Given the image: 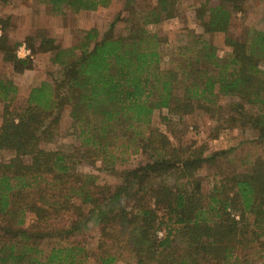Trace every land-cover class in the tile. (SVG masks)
Wrapping results in <instances>:
<instances>
[{
  "label": "trees",
  "instance_id": "16d2710c",
  "mask_svg": "<svg viewBox=\"0 0 264 264\" xmlns=\"http://www.w3.org/2000/svg\"><path fill=\"white\" fill-rule=\"evenodd\" d=\"M40 1L53 15L112 2ZM179 1L125 0L104 34L84 31L70 47L27 37L32 54L50 53L60 71L32 87L24 105L15 103L18 86L0 75V153L12 155L0 159V264H88L91 257L98 264H254L264 257V154L256 150L264 146V29L230 35L247 0H193L187 13L195 23L165 50L167 32L153 27L177 16ZM118 23L125 29L115 35ZM9 26L0 16V55L23 73L31 57L17 56L22 42L10 39ZM217 34L225 35L224 53ZM221 97L230 99L224 115ZM162 109L179 121L204 111L219 123L214 138L229 127L256 134L243 153L208 151L153 126ZM65 113L73 150L44 148L59 137ZM137 154L145 161L118 169ZM219 162L205 188L199 172ZM85 165L110 170L118 185L100 184ZM91 221L100 228L93 250L77 239Z\"/></svg>",
  "mask_w": 264,
  "mask_h": 264
},
{
  "label": "rangeland",
  "instance_id": "374dc122",
  "mask_svg": "<svg viewBox=\"0 0 264 264\" xmlns=\"http://www.w3.org/2000/svg\"><path fill=\"white\" fill-rule=\"evenodd\" d=\"M124 2L125 0H112L107 8H100L96 11L67 12L63 15H53L50 7L43 4L40 0H10L8 3L0 0V16L10 18L7 34L14 42L19 41L22 44H26V39L30 36L35 37L36 42H38L41 37L48 36L54 38L60 47H70L78 43L84 31L95 28L101 34H104L109 29L117 13L124 6ZM192 3L193 0H180L178 15L153 27L154 29L167 32L168 41L164 44L165 50L173 49L179 43L178 40L183 35L184 28L195 23V21L190 23V20H188L187 7ZM234 19L241 27L237 31L230 32L232 37L245 39L250 29H264V0H247L243 11L234 13ZM124 29L125 23H118L114 29L115 35L116 33H123ZM213 38L219 46L220 53H224L228 49L224 46L225 35L217 34ZM50 58V53L32 54V67L23 73H17L0 55V75L13 80L19 89L15 99L16 104L24 105L32 87L39 85L45 80L51 81L53 77L59 75L60 67L53 64ZM262 68L264 69V63ZM219 102L222 108L220 113L224 115L230 99L221 97ZM2 114L3 103L0 102V123ZM152 123L153 126L170 136L172 141H176V139L193 140L198 144L207 145L208 151L235 146L238 147L237 153H243L245 150H249L251 145L248 140L256 134L253 129L248 127H229L221 128L218 136L214 138L213 128L218 126L219 123L214 118H211L209 114L200 110L185 115L183 121H179L177 116L170 114L166 109L157 110L153 115ZM216 131L217 129L215 133ZM74 144L75 138L71 134L70 119L68 114L65 113L62 117L59 137L53 142L43 143L42 146L46 149L69 151L73 150L72 146ZM256 150L264 154V146ZM11 156L9 152L0 153V159L2 160H8ZM141 161H145L144 155H132L128 161L119 164L118 169L133 168ZM97 165L98 167L101 166L100 163H97ZM221 165L220 162L213 166L208 164L207 167L199 172L205 188H208L212 181L214 182L215 174L220 171L218 167H221ZM98 167L94 168L91 165H85L82 166V170L98 175V182L102 185L107 184L112 187L118 185L119 177L117 175L103 167L99 169ZM99 235V226L96 222L91 221L88 224V228L77 239L86 240V243L93 247L90 249L93 250L96 247ZM88 264L98 263L91 257ZM119 264L129 263L121 261ZM254 264H264V257H257Z\"/></svg>",
  "mask_w": 264,
  "mask_h": 264
},
{
  "label": "built area",
  "instance_id": "2783aa9c",
  "mask_svg": "<svg viewBox=\"0 0 264 264\" xmlns=\"http://www.w3.org/2000/svg\"><path fill=\"white\" fill-rule=\"evenodd\" d=\"M16 54L19 58H28L32 56L31 49L26 44H21L18 47Z\"/></svg>",
  "mask_w": 264,
  "mask_h": 264
}]
</instances>
